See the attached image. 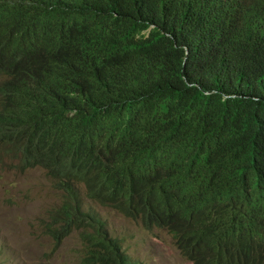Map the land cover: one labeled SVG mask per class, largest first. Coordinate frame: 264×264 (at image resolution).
Instances as JSON below:
<instances>
[{
  "label": "trees",
  "instance_id": "obj_1",
  "mask_svg": "<svg viewBox=\"0 0 264 264\" xmlns=\"http://www.w3.org/2000/svg\"><path fill=\"white\" fill-rule=\"evenodd\" d=\"M7 159L63 184L82 264L135 263L77 182L194 264H264V0H0Z\"/></svg>",
  "mask_w": 264,
  "mask_h": 264
},
{
  "label": "rangeland",
  "instance_id": "obj_2",
  "mask_svg": "<svg viewBox=\"0 0 264 264\" xmlns=\"http://www.w3.org/2000/svg\"><path fill=\"white\" fill-rule=\"evenodd\" d=\"M57 181L44 168L19 171L9 160L0 161V263L80 264L86 255L85 231L69 234L57 248L49 233L61 228L54 214L67 198ZM78 197L84 210L106 222L133 261L194 264L180 253L167 230H147L139 221L89 199L85 189Z\"/></svg>",
  "mask_w": 264,
  "mask_h": 264
},
{
  "label": "clouds",
  "instance_id": "obj_3",
  "mask_svg": "<svg viewBox=\"0 0 264 264\" xmlns=\"http://www.w3.org/2000/svg\"><path fill=\"white\" fill-rule=\"evenodd\" d=\"M7 160H9L10 161V165L14 168V169H17V170H19V171H26V170H20V169H18L14 164L16 163L15 161H11L10 159H7ZM6 160V161H7ZM3 163V162H2ZM36 168V167H35ZM42 168V167H41ZM31 169V168H30ZM45 169V168H44ZM28 170V169H27ZM47 171V170H46ZM48 174V173H47ZM51 177V176H50ZM53 178V177H52ZM57 183L59 184V185H61V187L64 189V187H63V184L62 183H60L59 181H57ZM86 186L84 185V184H82V183H80V182H77V183H74L73 184V190H74V193H75V196H76V202H78L79 204H80V206H81V208H82V210L84 211V212H86V213H88L86 210H84L83 209V207H82V205H83V203H82V201H81V198H79L78 196H79V191L80 190H82V189H85V191H86V188H85ZM64 191H65V193H66V195H67V198L64 200V202H63V204H62V206L58 209V210H61V209H63V207H65L66 206V204L71 200V197L69 196V194L67 193V191L64 189ZM86 196L89 198V199H91V200H94V201H97V200H95V199H92L89 195H88V193L86 192ZM98 203H100L101 205H103L101 202H99V201H97ZM103 206H107V205H103ZM108 207H110V206H108ZM110 208H112V207H110ZM112 209H114V208H112ZM114 210H116V209H114ZM117 211V210H116ZM119 212V211H118ZM119 213H121V212H119ZM122 214V213H121ZM124 215V214H123ZM125 216V215H124ZM125 217H127V216H125ZM127 218H130V217H127ZM132 219V218H131ZM134 220V219H133ZM137 221H139L141 224H142V222L140 221V220H137ZM97 222H100L102 225H103V231H105V233L107 234V235H109L110 237H113V235H111V233H110V231H109V228L106 226L107 224H106V222L104 221V220H100V219H98V221ZM95 226V225H94ZM60 227H61V222H60ZM144 227V226H143ZM145 228V227H144ZM154 228H157V227H154ZM153 228V229H154ZM146 229V228H145ZM162 229V228H161ZM80 230H82V231H85V233L84 234H86V233H89V232H91L92 231V228L91 227H89V226H84V227H79V228H75V229H73V231L70 233V234H72L73 232H75V231H80ZM148 230V229H147ZM166 230V229H165ZM168 232V231H167ZM49 233H50V231H49ZM169 233V232H168ZM51 234V233H50ZM84 234H83V236H84ZM170 234V233H169ZM171 235V234H170ZM172 236V235H171ZM51 238L53 239V237H52V235H51ZM113 238H115V237H113ZM173 238V237H172ZM119 239V238H118ZM54 240V239H53ZM120 240V239H119ZM174 240V239H173ZM86 242V245H87V241H85ZM120 243H121V241H120ZM174 243H175V241H174ZM62 244V243H61ZM54 245H55V241H54ZM121 245H122V243H121ZM55 248H57V247H55ZM178 249V248H177ZM179 250V249H178ZM122 251H124V249H123V245H122ZM125 252V251H124ZM181 253V252H180ZM125 254L128 256V258H129V260L131 261V262H133V263H135V264H141V263H137V262H135V261H133L132 259H131V257L129 256V254L127 253V252H125ZM85 257V256H84ZM83 257V258H84ZM83 258H82V260H81V262H80V264H82V262H83ZM189 260V259H188ZM0 264H2V263H0Z\"/></svg>",
  "mask_w": 264,
  "mask_h": 264
}]
</instances>
